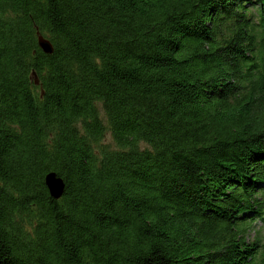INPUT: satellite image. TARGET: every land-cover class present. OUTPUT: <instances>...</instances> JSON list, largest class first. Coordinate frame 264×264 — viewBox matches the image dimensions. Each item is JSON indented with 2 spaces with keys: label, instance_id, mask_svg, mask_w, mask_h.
<instances>
[{
  "label": "trees",
  "instance_id": "16d2710c",
  "mask_svg": "<svg viewBox=\"0 0 264 264\" xmlns=\"http://www.w3.org/2000/svg\"><path fill=\"white\" fill-rule=\"evenodd\" d=\"M0 264H264V0H0Z\"/></svg>",
  "mask_w": 264,
  "mask_h": 264
},
{
  "label": "water",
  "instance_id": "95a60500",
  "mask_svg": "<svg viewBox=\"0 0 264 264\" xmlns=\"http://www.w3.org/2000/svg\"><path fill=\"white\" fill-rule=\"evenodd\" d=\"M38 46L44 54L51 55L53 53V47L48 40L42 37L39 33L37 36ZM35 83L38 84L35 78ZM45 186L48 190L50 197L54 200H58L64 193L65 184L64 181L57 177L55 173H49L44 179Z\"/></svg>",
  "mask_w": 264,
  "mask_h": 264
},
{
  "label": "rangeland",
  "instance_id": "374dc122",
  "mask_svg": "<svg viewBox=\"0 0 264 264\" xmlns=\"http://www.w3.org/2000/svg\"><path fill=\"white\" fill-rule=\"evenodd\" d=\"M99 107H100V106H99ZM100 109H101V108H100ZM102 115H103V114H102V110H101V116H102ZM104 143H105V144H108V145H110V146H114L110 134H107V135L105 136ZM141 147H142V148H143V147H146V145L141 144ZM254 226H255L256 229H258V228L261 226V224H260V222H256ZM253 236H254V234L251 233V234H250V238H252Z\"/></svg>",
  "mask_w": 264,
  "mask_h": 264
}]
</instances>
